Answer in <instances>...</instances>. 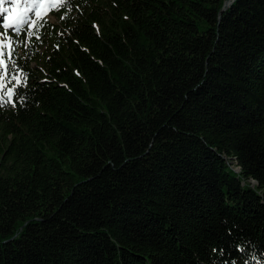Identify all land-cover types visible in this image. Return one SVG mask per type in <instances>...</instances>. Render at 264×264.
<instances>
[{
	"label": "trees",
	"instance_id": "1",
	"mask_svg": "<svg viewBox=\"0 0 264 264\" xmlns=\"http://www.w3.org/2000/svg\"><path fill=\"white\" fill-rule=\"evenodd\" d=\"M226 1L60 0L21 30L0 264H264V0Z\"/></svg>",
	"mask_w": 264,
	"mask_h": 264
},
{
	"label": "rangeland",
	"instance_id": "2",
	"mask_svg": "<svg viewBox=\"0 0 264 264\" xmlns=\"http://www.w3.org/2000/svg\"><path fill=\"white\" fill-rule=\"evenodd\" d=\"M59 1L60 0H39V3H37L36 0H3V2H0V66L4 63L3 54L7 56L11 55L14 46L18 47L25 42L22 36L20 38V32L22 29L28 27L35 17L46 18L50 22H56V19L49 15V12ZM15 3L16 6L23 5L24 9L28 11V14L20 25L7 28L9 21L8 16L10 14L13 15L12 12ZM32 65H34V63ZM3 75L4 69L2 68L0 70V79Z\"/></svg>",
	"mask_w": 264,
	"mask_h": 264
},
{
	"label": "snow or ice",
	"instance_id": "3",
	"mask_svg": "<svg viewBox=\"0 0 264 264\" xmlns=\"http://www.w3.org/2000/svg\"><path fill=\"white\" fill-rule=\"evenodd\" d=\"M0 2H3V0H0ZM36 2L39 3V0H36ZM63 2L65 5H67L71 3V0H63ZM12 92L15 96L16 103L18 104L23 105L25 101L28 99L26 94H22L24 92L23 85H17L15 89L12 90ZM4 106H7V97L5 96V94L0 92V107H4ZM11 106L14 107L15 105H11ZM213 251H215V249Z\"/></svg>",
	"mask_w": 264,
	"mask_h": 264
},
{
	"label": "bare ground",
	"instance_id": "4",
	"mask_svg": "<svg viewBox=\"0 0 264 264\" xmlns=\"http://www.w3.org/2000/svg\"><path fill=\"white\" fill-rule=\"evenodd\" d=\"M16 3H17V2H16ZM16 3H15V5H14V8H13L14 10H13V12H12L14 15H16L17 12H24V11H25L23 5H22V6H21V5H20V6H16ZM17 4H18V3H17ZM18 5H19V4H18ZM11 15H12V14H11ZM9 16H10V15H9ZM9 16H8V17H9ZM19 17H20V16H19Z\"/></svg>",
	"mask_w": 264,
	"mask_h": 264
},
{
	"label": "water",
	"instance_id": "5",
	"mask_svg": "<svg viewBox=\"0 0 264 264\" xmlns=\"http://www.w3.org/2000/svg\"><path fill=\"white\" fill-rule=\"evenodd\" d=\"M227 4H228V0L225 2V6H227ZM12 92L11 91H9V94H11ZM254 182V181H253Z\"/></svg>",
	"mask_w": 264,
	"mask_h": 264
}]
</instances>
